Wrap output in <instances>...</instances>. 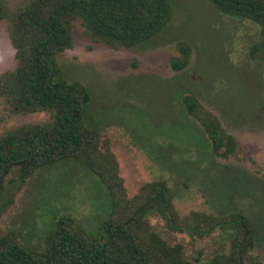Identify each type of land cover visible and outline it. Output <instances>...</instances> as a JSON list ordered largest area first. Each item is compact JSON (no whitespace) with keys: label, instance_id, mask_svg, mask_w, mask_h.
Instances as JSON below:
<instances>
[{"label":"rangeland","instance_id":"obj_1","mask_svg":"<svg viewBox=\"0 0 264 264\" xmlns=\"http://www.w3.org/2000/svg\"><path fill=\"white\" fill-rule=\"evenodd\" d=\"M0 1L2 73L15 66L8 36L10 16L28 0ZM172 7L163 32L132 49L96 43L81 20L73 18L72 48L59 54L56 63L67 82L88 89L99 146L102 151L108 146L114 154L127 198L136 195L142 184L163 179L181 218L190 212H241L254 227L251 253L264 258V63L253 54L261 40L259 28L221 15L206 0H172ZM180 42L191 47V54L188 66L175 72L170 61L179 56ZM185 93L217 117L224 132L236 141L238 158L210 152L203 156L207 151L196 137L208 151L210 141L184 113L180 95ZM49 119L48 113L0 115V136ZM184 123L198 135L181 128ZM156 145H160L161 154L156 152L160 159L147 148L155 150ZM17 180L16 171L7 178L5 194L14 197L0 217V234L14 232L35 251L43 249L46 233L61 216L71 215L90 234L106 217V192L98 178L76 162L38 170L19 191ZM147 222L169 245L180 244L188 260L200 254L206 261L226 249L227 238L220 232L199 238L170 231L156 215Z\"/></svg>","mask_w":264,"mask_h":264},{"label":"trees","instance_id":"obj_2","mask_svg":"<svg viewBox=\"0 0 264 264\" xmlns=\"http://www.w3.org/2000/svg\"><path fill=\"white\" fill-rule=\"evenodd\" d=\"M206 2L223 16L249 21L259 28L261 40L253 54L264 63V0ZM172 9V0H28L11 14L8 36L15 66L0 73V115L48 113L50 119L0 136V217L13 203L14 194H5L12 172L18 174L19 191L38 170L66 161L76 162L96 176L108 203L96 233H88L66 214L54 221L41 251L24 245L14 232L0 234V264H264V258L251 253L254 227L241 212H190L181 218L172 190L163 179L142 184L136 195L127 198L114 154L108 146L103 151L99 146L100 135L89 113L88 89L79 82H67L56 63L59 54L72 48L73 18L81 20L96 43L132 49L161 34L171 21ZM2 13L0 1V20ZM177 50L179 56L171 59L170 66L180 72L189 64L191 47L180 42ZM180 99L186 116L210 141L208 151L196 137L207 151L203 156L207 158L210 152L221 158H238L236 141L224 132L217 117L191 94H181ZM180 127L198 135L188 123ZM159 146L155 150L147 147L156 159L161 158ZM153 215L172 232L199 238L220 232L227 238L226 249L206 261H201L200 254L188 260L180 244L169 245L153 231L147 222Z\"/></svg>","mask_w":264,"mask_h":264}]
</instances>
